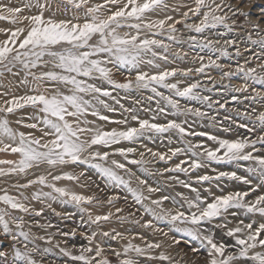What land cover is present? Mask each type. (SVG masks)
<instances>
[{
  "label": "snow or ice",
  "instance_id": "1",
  "mask_svg": "<svg viewBox=\"0 0 264 264\" xmlns=\"http://www.w3.org/2000/svg\"><path fill=\"white\" fill-rule=\"evenodd\" d=\"M194 6L185 5L187 11L181 14V19H174L166 16L164 19L151 20L149 14L160 8L167 7L165 0H99L93 3L92 0H59L55 5V11L50 15L53 8V0H24L22 6H9L0 3V21H7L14 27L0 28V34L4 39H0V77L5 73H10L13 77L20 76V71L24 73L19 84L29 86L28 92L16 95L12 91V82L0 84V152H11L18 156V159L0 160V177L16 175H27L33 169H39L42 165H47L49 171L46 175H38L35 179H30L27 183L15 184L17 189H27L32 185L40 184L51 189L49 192H36L32 199L37 201L60 200L62 203L73 204L82 213L87 214V222L91 225H98L101 221H107L112 213L107 215L94 216L84 205L93 203L95 197L70 191L65 187H58L54 181L66 179L69 181H79V175L70 172L53 174L51 169L68 165H88L100 172L106 180L115 186H123L132 193L136 203L143 205L149 196L144 195L141 187L131 186V177L135 175L125 163L110 157L119 155L128 160L129 154L136 151L132 147H118L122 142H135L144 135L145 132H155L159 134L168 133L175 130L183 136H206L208 140L215 142L214 148L205 147L202 144H192L185 141V148H176L167 153L152 152L147 149L154 157L160 161L167 162L172 156L190 152L192 157H205L208 161L234 162L252 161L255 167L247 171L259 176L260 183L253 185L248 191H233L226 194L214 195L209 201L202 198L198 190L194 199L185 198V204H181L175 211L163 209V201L168 200V196L152 200L151 203L159 208L145 206L146 214L151 215L156 220L167 221L176 232H183L184 235L191 237L192 240L200 242L205 251L206 259L204 264H264V222H257L251 219L248 223L240 220L234 227H229L228 223H217L216 228L226 230L227 237H231L234 243L228 244L217 240L214 234L208 230L201 232L200 227H180L179 225L201 226L205 223L211 224L220 220L229 213L230 209H242L246 214H258L264 221V192L259 191L264 187V155H254L257 145L264 147V135H258L255 139L250 137L237 139H224L208 132L189 131L175 120L165 124L153 123L147 119H140L133 114L131 119L138 121V127L111 128L106 129L97 120L127 125L128 120H112L109 115L103 114L101 109L107 112H116L117 109L106 102L103 97L111 98L120 108V100L113 96V91L120 90H140L149 89L156 97L167 101L169 105L181 112L179 101L173 99L171 95L166 96L158 91V87L168 89L177 97H185L208 103L209 107L218 104L220 108H225L218 100L212 101L209 96H201L197 89L202 85L199 81L188 84L181 88L180 82H169V78L177 75L188 77L193 72L197 74L205 73L209 67L221 68L216 60L208 57L199 56L200 66L192 69H165L150 73L142 69V65H149L159 69L157 59L167 61L170 44L163 39L150 38L146 33H151L152 37L162 35L167 32V39L177 42V25L182 24L190 32L200 35H189L187 41L190 45L201 49H208L213 53H220L221 56H229L228 48L221 46L219 40L208 38L206 31L223 26L228 31H232V25L228 23L230 17L223 12V7H227L232 16L239 14L248 17V13L242 7L227 4L225 0H191ZM223 6V7H222ZM33 9L35 11H33ZM28 10V14H25ZM71 11V19H56V13H66ZM264 12V9H262ZM223 13V14H220ZM191 14V16H190ZM192 17L199 18L198 23H187ZM169 21H172L169 23ZM253 33H247V40L261 49L259 54L254 53L256 59L264 58V28L259 22L252 21ZM235 24V20L232 21ZM223 35V34H218ZM236 40H225L224 45L235 46ZM156 49H162L157 52ZM247 50V49H246ZM176 58L183 59L187 53L181 55L175 52ZM236 55H241L239 47L236 48ZM150 57V58H149ZM249 63L245 60L244 64H237L234 71H226L221 75V80L231 79L234 76L242 75L246 80L264 85V74L257 73L256 67H247ZM51 65V68H49ZM20 71L14 72V68ZM257 67L264 69V63ZM126 68L129 72L134 71V78H126L124 82L114 79V69L120 71ZM33 69H48L33 71ZM31 78V79H29ZM211 79V78H209ZM110 86V87H108ZM227 87V86H226ZM249 85L245 83L241 87L232 89L235 92H247ZM215 88V84H213ZM211 92L212 88H207ZM256 91L255 96H247L245 99L255 101L258 97L264 99L260 91ZM154 97L149 96L151 100ZM233 100L238 97L233 96ZM159 104V101H157ZM26 108L33 111L15 120V124L22 126L30 131H20L12 126L8 118ZM125 112L133 113L134 109H124ZM183 113H191L198 117L206 116L199 108H184ZM255 112V109L252 110ZM159 112L164 113V108H159ZM248 119H252L247 112L242 114ZM95 119H89L88 117ZM154 119V118H153ZM215 119V117H211ZM226 119H228L226 117ZM186 123V122H185ZM254 124H258L264 129V112L259 113ZM240 127L248 128L249 132L254 129L247 124ZM228 129H225L227 131ZM40 133L39 136L35 132ZM101 149H111L102 151ZM202 149V151H197ZM143 156V153H141ZM131 164H141V160L132 159ZM188 164L183 167L182 164ZM200 159L182 161L174 168H166L165 171L185 172L189 168L192 170L203 167ZM117 170H123L129 174V179L119 175ZM145 171H147L145 169ZM51 177V181L49 180ZM227 178L230 180L241 181L244 184L252 185V181L245 176H239L235 171H221L215 177L201 175L197 177V182H206ZM138 185L146 187L148 193L159 191L148 185L147 180L137 177ZM185 187L191 188L190 184L181 181ZM0 264H44V257L51 252L50 248H40L37 240H47L51 244L52 237L35 236L31 228L26 231L28 223L26 215L36 217L42 216L44 209L35 210L26 201L29 197L21 192L19 196L12 195L8 189H0ZM255 193L253 199H248ZM117 196L108 199L111 204ZM51 208V204L46 205ZM183 209V210H181ZM55 212V209H52ZM117 211H122L117 209ZM16 213H21L18 215ZM57 216L61 213L55 212ZM231 215L236 216V212ZM83 221V217L81 218ZM41 228L54 227L51 223L41 225ZM140 224L139 220L135 221ZM152 220L146 221L142 227H152ZM156 231H162L156 229ZM167 236V233H163ZM64 237H75V229L70 232H61ZM98 233L92 231L91 234L81 233L87 244L81 245L74 253L68 247H60V252L69 257L74 264H112V261L105 255L106 246L111 254L117 258L116 264H140L137 257L148 256L149 260L159 259L168 261L172 264V258L168 255L159 256L148 255L149 250L161 248L158 242L147 243L145 247L128 243L121 251L104 245L103 242L95 243ZM112 241L123 238L122 233L104 231L100 233ZM143 239V238H142ZM9 241V243H5ZM174 244H179L180 240L174 239ZM21 245V246H18ZM31 245V246H30ZM192 252H199L200 249L192 248ZM39 257V258H37ZM67 264V261H65Z\"/></svg>",
  "mask_w": 264,
  "mask_h": 264
},
{
  "label": "rangeland",
  "instance_id": "2",
  "mask_svg": "<svg viewBox=\"0 0 264 264\" xmlns=\"http://www.w3.org/2000/svg\"><path fill=\"white\" fill-rule=\"evenodd\" d=\"M99 2V0H94ZM220 0H217L219 3ZM227 4L235 5V7H242L245 12L248 13V17L232 16L227 7H223V12L228 13L230 19L229 24L232 25L233 30L228 31L223 26H219L216 29L206 31L203 35L213 40H219L220 43L217 47H227L229 56H221L220 53H213L208 49H201L199 47L190 45L187 41L189 35H200L190 32L182 24L177 25V42H173L167 39V32L165 31L162 35H157L152 37L151 33H146L150 38L163 39L165 43L170 44V50L168 53L169 59L167 61L157 59L156 63L160 65V70L165 69H195L200 66L199 56L205 57V63L208 61V57L216 60L220 64L221 68L209 67L205 70L203 74H197L193 72L188 77H183L177 75L176 77L169 78V82H180V87L183 88L190 83L199 81L202 85L201 88L197 89V92L201 96H209L212 101H219L221 104H225V108H220L218 104H213L212 107L208 106V103L193 100L185 97H177L174 93L169 92L168 89L158 87V91L163 92L166 96L171 95L173 99L179 101L181 112L178 113L175 108L167 103V101L162 100L160 97H156L149 89H132V90H115L118 92V98L120 104H122L126 109H131L133 106L138 105L147 116L151 118L150 120L155 123L165 124L171 120H175L181 123L189 131L194 132H208L212 135H216L224 139H237L250 137L255 139L258 135H264V129H262L258 124H254L253 121L255 117L264 112V99L258 97L255 101L245 99L247 96H255L256 91H260L262 96H264V85L259 83H254L250 80H246L242 75L234 76L231 79L225 78L221 80V75L226 71H234L237 64H244L245 60L249 63L247 67H256L257 73L264 74V69L257 67L259 64L264 63V58L256 59L253 54H259L261 49L253 45L247 40V33H253V39H256L255 32L252 28V21L259 22L261 27L264 28V0H225ZM167 7L160 8L155 12L149 14V19L158 20L164 19L166 16H172L174 19H181V14L187 11L185 5L194 6L191 0H165ZM223 14V13H220ZM191 16V14H190ZM235 20V24L232 21ZM172 21H169L171 23ZM198 23L199 18L192 17L187 23ZM223 34V35H218ZM225 40H236L235 46L224 45ZM239 47L241 55H236V48ZM247 49V50H246ZM157 52H162V49H156ZM180 52L187 53L183 59L176 58L173 53ZM162 63V64H161ZM150 71L154 69L149 65H144ZM166 67V68H165ZM114 71V79L124 82L126 78H134L135 72H129L128 69L122 68L120 71ZM147 71V72H148ZM211 78V79H209ZM247 83L249 85L247 92H235L232 89L241 87ZM215 84V88H213ZM227 86V87H226ZM110 87V86H108ZM207 88H212L211 92L207 91ZM113 91V92H115ZM152 96L153 99L149 100L148 97ZM238 97L237 100H233L232 97ZM159 101V104H157ZM120 106V105H119ZM164 108L165 112H159V108ZM199 108L202 112L207 113L206 116L198 117L191 113H183L184 108ZM255 109V112L252 110ZM118 111V110H117ZM249 113L252 119H248L243 116V113ZM122 115V113H121ZM118 115L117 120H123L125 117H120ZM215 117V119H211ZM226 117L228 119H226ZM154 118V119H153ZM186 122V123H185ZM241 124H247L249 128H253L252 132L248 131V128L240 127ZM225 129H228L225 131ZM185 141H189L192 144H202L208 148H214L215 142L208 140L206 136H183L181 137L178 132L172 130L168 133H155V132H145L142 137L137 141L131 142L130 147L135 148L136 151L129 154V161L132 159L141 160V164H131L144 168V171L138 178L147 180L148 185L153 188H158L159 191L154 193H148L146 187L140 186L144 194L152 199H146L143 205L136 203L132 193H130L127 188L123 186H115L108 182L98 171L88 165H74L77 171V175L81 172L84 173L80 176L78 184L83 188L88 196H93L96 202V207H89L84 205L89 212L94 216L107 215L109 212L112 216L107 221H101L98 225H91L87 222V214L82 213L79 208L73 204L62 203L61 201H37L29 199L26 203L35 210L44 209L43 215L36 217L33 215H26L25 220L28 222L26 224L25 230L27 231L29 227L31 232L35 236L52 237L51 244L47 243V240H37L36 244L40 248H50L51 252L44 257V264H74L69 257H65L58 247H68L74 253L76 250L87 241L81 236V233L91 234L92 231L98 233L95 243L103 242L104 245H110L111 248L121 251L129 242L140 247H145L147 243L158 242L161 244V248L149 250L148 255L159 256L160 254L168 255L172 258V264H204L206 255L204 249L201 247L200 242L192 240L191 237L184 235L183 232H176L172 225L164 220H156L151 215L146 214L144 207H152L156 209L157 212L160 211L155 205L151 203L152 200H157L163 196H168L169 199L163 201V209H175L179 208L181 204H185V198L194 199L197 192L192 191L193 188L198 190L199 195L202 198H207L209 201L212 199V194L221 195L233 191H248L253 185L260 183L259 176L253 174L247 169L255 167V163L252 161H234L228 162H216L208 161L205 157H192L190 152H185L172 156L171 160L164 162L160 161L157 157H154L147 149H152V152L167 153L171 155L170 150L176 148H185ZM257 151L254 155H264V147L257 145ZM197 151H202V149H197ZM143 153V156H141ZM0 158H2L0 156ZM192 159H200L203 163V167L192 170L189 168L188 172H173L165 171L166 168H174L176 164L182 161L191 162ZM183 167H188V164H182ZM132 172L135 170L129 167ZM145 169L147 171H145ZM235 171L239 176H245L252 181V185H247L241 181L230 180L227 178H221L220 180H212L206 182H197V177L201 175H209L215 177L219 172ZM80 172V173H79ZM81 181V182H80ZM184 181L186 184H190L191 188L185 187L181 183ZM259 191L264 192V187ZM88 192V193H87ZM118 192V193H117ZM256 194L253 193L248 199H253ZM112 196H117L118 199L114 200L111 204L108 203V199ZM51 204V208L46 205ZM92 206V204H89ZM3 205H0L2 207ZM54 207V208H53ZM56 207V208H55ZM58 207V208H57ZM61 213L57 216L55 212ZM59 209V210H58ZM121 209L122 211H117ZM183 210V209H181ZM99 211V213H98ZM232 212H236L237 215H231ZM52 213V214H51ZM22 215L21 213H16ZM84 218L83 221L81 218ZM244 220L248 223L251 219L257 220V222H264L258 214H246L242 209H230L229 213L225 214L220 220L214 221L211 224L205 223L201 226L193 225H179L180 227H200L201 232L204 230L212 232L217 240L223 241L228 244L234 243L231 237H227L223 228H216L217 223L223 224L228 223L229 227L236 226L240 220ZM139 220L140 224H136L135 221ZM152 220V227L145 228L142 225L148 221ZM39 222L41 225H47L51 223L54 227L41 228L35 223ZM75 229L77 235L73 237H64L60 235L61 232H70ZM156 229H161L162 231H156ZM108 231L112 234L116 232L122 233L123 238H118L115 241L110 240L107 237H103L100 233ZM163 233H167L165 236ZM143 238V239H142ZM3 239V237H0ZM180 240L179 244H174L173 240ZM9 243V241H5ZM21 246V245H18ZM31 246V245H30ZM192 248L200 249L199 252H192ZM105 255L112 264H116L117 258L111 254V251L106 246ZM39 258V257H37ZM140 264H168V261L149 260L148 256L137 257Z\"/></svg>",
  "mask_w": 264,
  "mask_h": 264
},
{
  "label": "bare ground",
  "instance_id": "3",
  "mask_svg": "<svg viewBox=\"0 0 264 264\" xmlns=\"http://www.w3.org/2000/svg\"><path fill=\"white\" fill-rule=\"evenodd\" d=\"M92 2L96 3L94 0H92ZM0 3H5V4H8L9 6H22L23 3H24V0H0ZM57 3H59V0H53V8H52V10L50 12L46 13V15H50L51 12L55 11V5ZM33 11H35V10L33 9ZM25 14H28V10H25ZM72 16H73V13L71 11L66 12V13L57 12L55 18L56 19H65V18L71 19ZM8 27H14V26H12L10 24V22L0 21V28H8ZM0 39H4L3 34H0ZM141 67H142V69L144 71H148L149 70L147 67L145 68L144 65H142ZM49 68H51V65H49ZM41 70H48V69H33V71H37V72L41 71ZM13 71L14 72L20 71V69L17 67V68H14ZM157 71H162V70L154 68V69H151L148 72L154 73V72H157ZM23 75H24V73L22 71H20V76H18V77H13L10 73H5L4 77H0V84H8V82L11 81L12 82V91H13L14 94H16V95L25 94V93L28 92V87L29 86H23V85L19 84V81L23 77ZM29 79H31V78H29ZM2 90L3 89H0V91H2ZM112 94H113V96L118 98V92L115 91ZM103 99H105L108 104H110L111 106L115 107L118 110L116 112H107L105 109H101L103 114L109 115L112 118V120H117L119 118L118 115H121V113H122V115L120 117H125V119L128 120V124L127 125H118V124H115V123H108V122H103V121L97 120V123L98 124H102L106 129L138 127L139 126L138 121H134V120L131 119V115H133V114L139 116L140 119H147L150 122H153V121L150 120L151 119L150 117L147 118L146 114L141 109H139L138 105L133 106L131 108V109L135 110L133 113H128V112L124 111V109H126V108H123V109L120 108V106L117 105L115 103V101L112 100L111 98L103 97ZM32 111L33 110L31 108H26V109L22 110L21 112H19L17 114L9 115L8 118L12 122V126L14 128H18L20 131L28 132V131H30L29 129H26V128L22 127V126L16 125L15 124V120L20 118L23 115V116H25V122L26 123L29 122L26 119V114H29ZM0 115H3V114H0ZM88 118L89 119H95L94 117H91V116H89ZM153 123H155V122H153ZM35 135L39 136L40 133L38 131H36ZM131 144H132L131 142L124 141L120 145H114L113 147L114 148H118V147L127 148V147H130ZM101 150L102 151H105V150L106 151H111V149H101ZM0 156L2 157V158H0V160H3V159L16 160V159H18V156L16 154L11 153V152H7V153L0 152ZM110 158L111 159H116V160H119L122 163H125L127 168L132 167L135 170V175L131 177V186L133 188L139 187L137 177H139L141 175L139 173L144 171V168L141 165L136 166V167L134 165L132 166L128 162L130 156L128 157V160H125L123 157H121L119 155H115V156H112ZM0 167L7 168L9 166L8 165H0ZM48 171H49L48 166L47 165H42L39 169L31 170L26 176L23 175V174H21V175L13 174V175H10V176L0 177V189L7 188L10 194L16 195V196H19L20 193L22 192L24 194V196H27V197H29V199L34 200V199H32V196H33L34 193L41 192V191L42 192H49V191H51V189L47 188L46 186L40 185V184L32 185L30 188H27V189H17L15 187H13V185L27 183L28 180L35 179L36 176H38V175H46ZM51 171L53 172V174H62L63 172H70V173H74V174L77 175V171L74 168V165L61 166V167H58L56 169H51ZM117 171H118L119 175L123 176L125 179H129V174L127 172H125L123 170H117ZM98 173H100V172L98 171ZM49 180L51 181V177L50 176H49ZM78 182L79 181H69V180H66V179H62L60 181H54V183H56L58 187H65V188L69 189L70 191H74V192L81 193V194H84V195L88 196L89 193L87 192L88 194H86L84 192L85 189L83 190V188L80 187V184H78ZM0 194H2V192H0ZM144 195L147 196L146 194H144ZM150 198L152 199L153 197H150ZM43 200L44 201H51V200H47V199H43ZM56 201L58 202L60 200H56ZM95 205H96V202H93L92 206L91 205H88V206L95 208L96 207ZM98 213H99V211H98ZM99 215H100V213H99Z\"/></svg>",
  "mask_w": 264,
  "mask_h": 264
}]
</instances>
